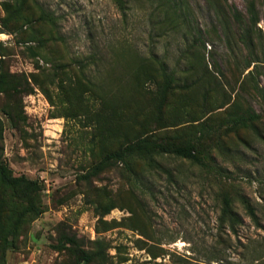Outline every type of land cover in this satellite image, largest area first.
<instances>
[{
    "label": "rangeland",
    "instance_id": "1",
    "mask_svg": "<svg viewBox=\"0 0 264 264\" xmlns=\"http://www.w3.org/2000/svg\"><path fill=\"white\" fill-rule=\"evenodd\" d=\"M38 2L54 25L40 20L31 2L33 26L20 21L0 33L14 89L0 93L2 159L15 175L44 185L43 213L4 264H74L69 251L53 246L63 230L86 248L96 240L105 247L103 259L90 264H264V137L250 128L204 140L218 172L165 159L172 176L153 172L135 184L117 164L79 178L123 134L143 126L180 129L194 118L215 127L236 101L261 113L264 133V103L244 79L253 67H245L249 48L229 11L247 19L245 0H181L183 8L168 13L165 4L147 0H126L124 9L114 0ZM257 9L252 42L264 65V6ZM35 37L47 39L36 58L26 50ZM120 51L156 57L175 73L163 104L162 78L135 90L132 61ZM224 195L240 218L234 231L220 218Z\"/></svg>",
    "mask_w": 264,
    "mask_h": 264
},
{
    "label": "trees",
    "instance_id": "2",
    "mask_svg": "<svg viewBox=\"0 0 264 264\" xmlns=\"http://www.w3.org/2000/svg\"><path fill=\"white\" fill-rule=\"evenodd\" d=\"M147 1L161 3L162 6L165 4V6H168L165 10L166 13L171 9H180V6L183 8L181 0ZM31 2L39 10L38 18L54 25L53 14L47 12L38 0H6L3 2L4 16L0 19V33L10 31L11 25L20 21L21 25L31 26L33 21L36 20L29 17ZM114 2L118 7L124 9L126 0H114ZM245 2L247 19L234 7H229V11H231L233 20L242 29V40L249 48V56L245 67L253 65L244 79L251 83L253 92L264 103V86L260 85L259 80L260 77L264 80V65L262 64L263 60L254 51L252 42L253 28L257 27L260 20L257 4L264 6V0H245ZM179 4L180 6H178ZM46 40L38 37L26 40V42L35 41V44L26 46L27 52L34 58L38 57ZM3 55V45L0 41V93L3 92L6 96H9L12 92L11 89H13L10 82L12 74L5 66ZM133 55L135 57L121 51L119 54L120 57H128L127 61H132L131 65L127 66L130 68L131 85L135 87V90H138L141 82L154 81L160 76L162 80L159 82L161 87L157 98L160 104H163L167 93L179 78L174 72H168L163 62L156 57L144 58L137 52ZM183 79V81H187L188 78L184 77ZM113 101L116 100H110L109 103ZM4 113L11 117L9 110H4ZM261 117V113L256 112L251 106H243L241 101H236L225 115L219 119L215 127L202 121L201 118L188 120L187 126L180 129L168 128V125H160L157 128L143 126L141 130H137L132 134H123L122 141L114 148L106 150L98 160L94 161L85 172L79 175V178L89 180L117 164L124 167L128 177L135 184L138 179L153 172H162L172 176L173 171L163 163L165 159L178 160L180 163L184 161L192 162L218 172L221 170L220 166L215 164L214 157L210 152L211 147H207L204 140L206 138H218L216 141H219L221 135H226L227 132L241 128H250L258 137L262 138L264 133L260 131L257 124ZM172 127H175V125ZM221 127H223L222 130ZM163 128L167 129L161 130ZM1 140L2 121L0 118V264H4L6 252L9 249L18 247L19 238L25 239L30 223L43 213L42 191L44 185L39 180L30 178L25 174L15 175L13 173L8 163L2 159L3 146ZM217 147L219 146L217 145ZM137 163H141L143 166L137 168ZM211 164L213 165L212 168ZM243 202L247 208V214L255 220L257 216L254 207L247 200ZM109 209L107 208L105 211L107 212ZM220 218L222 220L226 219L233 231L234 224L240 221L227 195L223 196ZM53 246L58 250L65 249L69 251L74 258V264H90L94 260L103 259L105 255V247H102L101 242L98 240L95 242L96 247L86 248L79 239L65 230L60 232L57 245Z\"/></svg>",
    "mask_w": 264,
    "mask_h": 264
}]
</instances>
